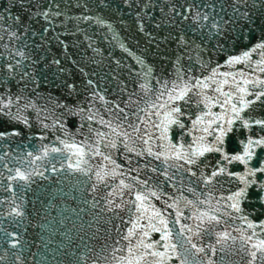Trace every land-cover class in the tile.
<instances>
[{"label": "water", "instance_id": "95a60500", "mask_svg": "<svg viewBox=\"0 0 264 264\" xmlns=\"http://www.w3.org/2000/svg\"><path fill=\"white\" fill-rule=\"evenodd\" d=\"M255 2L247 0L246 7L237 0H25L26 4L38 6L22 10L16 0H0V15L6 20V23L0 21V25H3L0 28V37H3L0 39V97L4 98L3 103L12 97L13 112L17 106L22 108L29 101L36 105V108H22V115L28 119L27 125L0 114V132H19V135H9L0 140V200L3 201L0 203V264H118L120 257L128 255L129 242L123 236L131 227L129 221L135 219L132 204L118 209L113 205L115 210L107 211V199L120 203L121 200L127 202L135 198L127 190L122 197H109L108 194L120 179H125L126 183H136L130 177L138 175L140 179L149 180L145 187L162 189L172 196L183 191L189 199H196V196L187 191L188 187L195 188L196 193L201 194L200 199L211 192L213 205L216 199L227 197L243 187L235 176L227 174L217 176L206 186L200 172L202 170L208 176L223 164L229 172L243 173L248 166H259L257 157L264 159V147L255 148L257 157L249 165L235 161L228 164L221 153H208L201 158L198 166H191L197 176L181 172L175 179L169 180L163 175L166 168L163 160L147 155V145L139 137L147 140L146 133H150L154 138L150 141L153 151L163 150L158 146L167 143L157 139L159 131L152 127L153 123H159L162 119L165 109L151 107L153 103L159 105L167 99L166 96L159 97V93L164 91L161 87L164 81L169 82V87L172 82L180 83L178 74L185 80H202L210 74L203 64H207L208 68L223 65L221 72L245 67H229L225 61L264 37V18H260L259 6L252 7ZM233 3L237 4L240 12H249V23L255 29L251 34L245 30L243 39L239 34L241 22L238 17H233L230 6ZM49 7L51 12L48 19L37 15L49 11ZM57 11L61 15L53 16L52 13ZM197 13L201 17L207 14L209 19L203 20ZM15 16L22 17L23 24L14 21ZM230 17L237 19V23L225 25L222 33L217 34L211 27L213 21L223 24ZM97 18L103 23H96ZM13 30L18 33L15 38L9 35ZM114 35L117 39H113ZM121 43L129 51L121 48ZM5 44L7 48L3 47ZM18 50L23 51L25 57L18 56ZM255 58L258 57L254 55ZM17 61H20L19 66H16ZM55 61H59V64ZM9 64L14 66L11 71L7 67ZM149 69L150 72L145 75ZM258 75L264 78V74ZM89 80L93 82L91 85L88 84ZM142 84H147L148 88H141ZM68 85H74V88L70 89ZM214 88L215 85H212L204 91L209 96L218 95ZM228 88L229 85H224V91ZM189 96L191 99L188 102H176L185 113L180 117L185 127L171 126L168 135L173 143L183 142L187 145L194 136L202 135L199 126L191 134L188 129L192 126V120L208 109L203 104L197 106L196 101L201 97L192 93ZM16 97L20 99L17 101ZM49 97L61 104L65 101L78 104L84 112L71 117L62 116L64 109L50 103ZM116 105H119V109ZM157 111L161 113L160 116L151 114ZM211 111L219 113L222 110L216 105ZM249 114L264 118V104L258 101L252 109L243 113L246 117ZM89 115L94 119L87 120ZM124 116L128 117L126 121L123 120ZM101 117L111 121L113 127L122 124L123 128L117 130L128 131L132 136V140L128 141L129 146L137 151L145 150V155L128 152L122 143L124 137H117L111 128L101 124ZM57 121L65 124L67 136ZM41 122L49 127L44 128ZM129 124L139 127V133H133ZM97 132L104 133L105 138L97 137ZM70 137H74L76 142L87 139V143L93 146L86 149L88 165H82L91 167L89 175L65 170L52 172L51 165L45 159L32 165L38 172L44 173L43 177L33 176V182L23 189L19 183L11 182L15 196L12 190H6L10 183L7 178L14 174L9 169L24 170L27 161L31 160L26 153L38 155L43 146L63 148L60 140L69 139L71 142ZM248 137H264V130L254 124L246 128L237 121L225 138L226 152L229 155L241 153L243 146L239 141L246 142ZM208 139L211 141L212 137ZM108 140H116L118 147H107ZM97 145L100 151L111 155L117 164L122 165V171L128 173L127 176L109 177L105 183L96 181L95 171L104 166L108 169L112 167L102 156L92 154ZM52 155L57 157L52 163L59 169L62 156L70 153ZM64 163L67 164V161ZM136 168L140 169L139 172H128ZM152 168L158 171L153 173ZM168 171L171 174L175 169ZM254 179L259 183L264 181V176L257 174ZM93 184H96L95 190ZM261 194L257 186L252 185L248 190V200L241 205L254 222L264 220V203L258 199ZM166 198H153L152 203L163 208V199ZM13 200L21 205L23 216L12 213L15 207ZM201 207L206 208L207 205ZM168 211L175 212L174 209ZM183 211L188 216L191 209L183 208ZM182 223L191 224L192 221L182 220ZM241 225L247 228L242 220L228 219L229 231ZM257 231L260 229L257 228ZM232 234L238 235L234 231ZM159 236V233H152L149 239L157 240ZM132 239L135 243V237ZM204 242L214 243L215 239L205 236ZM238 247L239 241L230 252H218L213 259L217 264H246L248 257L244 252L237 253ZM173 264L176 262L173 261Z\"/></svg>", "mask_w": 264, "mask_h": 264}, {"label": "snow or ice", "instance_id": "6c2138e0", "mask_svg": "<svg viewBox=\"0 0 264 264\" xmlns=\"http://www.w3.org/2000/svg\"><path fill=\"white\" fill-rule=\"evenodd\" d=\"M238 3H244L247 7V0H237ZM16 4L23 10L25 8L37 7V4H26L25 0H16ZM233 9V17H238L240 23L239 34L240 37L244 38L245 30L251 34L255 31L252 24L249 23L251 20L249 12H240L236 3L230 5ZM259 6L261 9L260 18H264V0H256L252 7ZM58 8L59 5H56ZM7 9H5V12ZM51 12V7L49 11L37 13V15H42L45 19L49 18V13ZM53 16H60L59 11L53 12ZM197 16L203 20H208L209 16L204 14L202 17L199 13ZM84 19H92L91 17H84ZM13 20L23 24L24 20L20 16L13 17ZM0 21L6 23L5 17L0 15ZM96 23H103L99 18L96 19ZM237 23V19L230 17L228 21H224L220 24L213 21L211 27L214 28L217 34L224 31L225 25ZM3 25H0L2 28ZM9 35L13 38L17 37V31H10ZM3 39V37H0ZM113 39H117L114 35ZM126 52L129 51L125 48L124 44L119 45ZM7 48V45H3ZM20 57H25L23 51H17L16 53ZM254 55L258 58L254 59ZM59 64V61H55ZM225 64L229 67H234L238 65H243L245 67L236 68L234 71H224L221 72L220 68L223 65H217L216 67L208 68L207 64L202 66L207 68L209 75L205 76L202 80L199 78H189L187 80L183 79L181 75L178 74V80L180 83L172 82L171 87H169V82L164 81L161 87L164 91L159 93V97L166 96L167 99L157 105L153 103L151 107L163 108L162 119L159 123H153L152 127L158 129L159 137L157 139L167 141L166 144L159 145L158 147L163 150L153 151L152 141L154 138L150 133H146L148 139L145 140L143 136L139 139L147 145V155L154 157L156 160H163L166 168L163 175L166 179H175L181 172L191 173V176H197V172L193 170L191 166H198L201 162V158H205L208 153H221L222 159L227 161L228 164L232 162H240L244 165H249L250 161L257 157L255 148L264 147V137L258 139H253L248 137L246 142L244 140L239 141L243 146L242 152L229 155L225 150V138L228 133L232 132L233 125L239 121L244 127L251 128L252 125L260 126L261 130H264V118H255L250 114L246 117L243 115L246 110L252 109L253 106L259 101L264 104V78L259 74H264V37L260 38L254 45L250 48L242 51L238 55L229 56ZM20 65V61H17V65ZM8 69L11 71L13 65L9 64ZM190 71V70H189ZM150 69L145 73L148 75ZM27 75V73H25ZM219 77V79L217 78ZM194 81V82H193ZM93 82L88 81L91 85ZM215 85L213 91L218 93L215 96H209L204 89L210 88ZM224 85H229L227 91H224ZM68 87L74 88V85H68ZM141 88H148L147 84H142ZM189 93L202 99L196 101L197 106L203 104L208 111L202 112L197 115L194 120H192V126L188 129L189 134L197 130L199 126V131L202 135L194 136L191 143L185 145L183 142L173 143L168 133L172 125H178L181 129L185 127L184 123L181 122L180 117L185 115L181 111V107L176 103L177 101L188 102L191 97ZM95 95V93H94ZM252 97V99H249ZM104 100L103 96L99 97ZM20 97H16L18 101ZM49 102L54 104L56 107H61L64 112L61 115L66 116H76L81 115L84 109L78 104H70L67 101L60 103L59 101L52 100L51 97L48 98ZM4 98L0 97V114L9 117L14 121H22L24 124H28V119L22 115V108L27 109L29 107L36 108L34 102L29 101L24 104L22 108L17 106L15 112L11 110L14 103L12 97L7 98V103H3ZM219 105L222 110L219 113L211 111V108ZM119 109V105H116ZM46 110V109H45ZM123 112V109H120ZM147 111V110H145ZM160 116L159 111L151 113ZM82 119L85 117L81 116ZM87 120L94 119L93 116L89 115L86 117ZM117 119H120L119 117ZM127 116L123 117L126 121ZM60 122V121H57ZM42 123V122H41ZM101 124H106L112 129V132L117 137H124L122 141L124 148L128 152H135L137 156H144L145 150L137 151L136 148L130 147L128 141L132 140L131 134L126 130L122 129V124H117L113 127L112 122L109 120H104L102 117L100 119ZM44 128H48V124H43ZM62 129H65V135L67 136V130L65 124L60 122ZM129 128L132 129L133 133H139V127L129 124ZM91 131V130H90ZM9 135H19L18 131H13L12 133L0 132V140H3ZM96 136L100 139L105 138V134L97 132ZM211 136L212 140L209 141L208 137ZM43 138V137H41ZM59 139V137L57 138ZM69 139L60 140V143L64 145L63 148L60 147H47L43 146L40 149V154L33 155V153H26V157H31V160L27 161V166L22 170L21 168H16L14 170L9 169L10 173H14L8 176L10 181L6 190H12L15 196V191L12 188V183H19L20 187L23 189L27 187L32 181L33 176L43 177V172H38L32 167L35 161H41L47 159L51 165L50 171L58 173L61 170L78 172L83 175H89L92 171L90 166L82 167V165H88V160L85 157L88 156V151L86 149L92 148V145L87 143V139L82 142H76L74 137ZM134 142V141H133ZM83 145V146H82ZM107 147L116 149L118 147L116 140H108ZM68 152L70 155H64L61 158L60 168L58 169L52 160L57 159L56 156L52 154L65 153ZM93 155L102 156L104 160L108 161L112 167L108 169L106 166L101 167L99 170L95 171L96 181L99 183H105L109 177L115 178L117 176H127L128 173L122 171V165L116 163L112 159L111 155H105L100 151L97 145L93 152ZM2 159V157H0ZM260 161L259 166L252 167L248 166L246 171L243 173H233L227 170V167L223 164L217 169H214L210 175L205 176L204 172L201 170L200 178L203 179L205 185L207 186L212 182L214 178L219 175L227 174L228 176H235L243 187H240L237 191L232 192L227 197L221 196L219 199L215 200V205H213V194L208 192L204 199H200L199 193H196V189L193 187H188L187 191L196 196V199H189L188 196L184 195L183 191L175 196L160 190H153L148 186V179H140L139 176H131L130 180L135 181L125 182V179H120L118 184L113 188V191L108 195L111 196H123L125 190L128 191L129 195H134V200L123 201L120 203H115L113 199H107V211H114L112 207L123 208L127 204H132L135 207V219H131L129 223L131 227L128 228L127 234L123 236L124 240H127L128 247L126 257H120L118 264H217V261L213 259L214 256L220 253L230 252L239 241V247L237 253L244 252L248 257L246 264H264V220L259 222H254L249 219L248 214H246L245 209L242 208V203L248 200V190L252 185H256L257 188L262 193L258 199L264 203V181L258 183L255 177L257 174L264 176V159L257 157ZM67 161V164L64 163ZM131 163V160H129ZM219 164V162H218ZM189 166V167H186ZM205 166H207L205 162ZM147 167V165H144ZM168 169H175L171 174ZM49 169H45L48 171ZM139 168L129 169L128 172L136 171L139 172ZM153 173L157 172V168H152ZM91 178V177H89ZM93 190L96 188V184L92 185ZM163 199V208H158L152 203V199L156 200ZM169 200L171 203H169ZM223 201V205L221 204ZM0 203H3L0 200ZM15 204V200H13ZM190 208L191 212L188 216H185L183 208ZM201 205H207L206 208H202ZM168 209H174L175 212H169ZM131 211V209H129ZM12 213L17 216H23L24 213L21 210V205L15 204L12 208ZM233 213L239 215L234 216ZM11 214V213H10ZM171 218V219H170ZM232 220H242L247 225L244 228L242 225L235 227L232 231L238 233V235H233L232 231L228 230V219ZM146 220V223H141V221ZM182 220H191L192 223H182ZM170 225H178L179 227H172ZM223 226L222 230H216ZM257 228L260 231H257ZM249 230H251L249 232ZM152 233H159V239L150 240ZM205 236L214 237L215 242L205 243ZM133 237H135V243H133ZM223 260V257L221 258Z\"/></svg>", "mask_w": 264, "mask_h": 264}]
</instances>
